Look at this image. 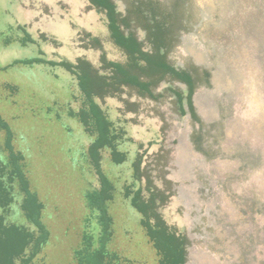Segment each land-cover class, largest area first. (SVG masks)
Segmentation results:
<instances>
[{
  "label": "rangeland",
  "instance_id": "rangeland-1",
  "mask_svg": "<svg viewBox=\"0 0 264 264\" xmlns=\"http://www.w3.org/2000/svg\"><path fill=\"white\" fill-rule=\"evenodd\" d=\"M194 1L200 23L182 36L173 58L180 65L189 57L211 73V88L199 89L193 102L206 125L224 116L213 148L220 153L207 161L193 149L188 116L179 117L168 100L159 107L143 104L137 114L124 112L116 99L97 101L126 155L120 165L106 150L101 159L113 186L106 248L117 256L115 264L158 263L139 214L124 198L126 188L139 186L132 177L139 153L157 184L162 175L171 182L162 215L190 241L186 264H264V2ZM104 22L84 0H0V117L23 157L30 190L43 204L41 222L49 234L40 255L44 264H74L83 237L98 241V214L89 200L98 180L85 158L92 138L68 115L80 103L73 79L60 67L16 61L85 57L98 66L99 52L80 48L84 32L101 38L108 58L118 60L105 41ZM3 138L0 130V158ZM240 149L247 151L241 156ZM19 205L15 196L9 220L16 225L26 223Z\"/></svg>",
  "mask_w": 264,
  "mask_h": 264
},
{
  "label": "trees",
  "instance_id": "trees-1",
  "mask_svg": "<svg viewBox=\"0 0 264 264\" xmlns=\"http://www.w3.org/2000/svg\"><path fill=\"white\" fill-rule=\"evenodd\" d=\"M84 1L87 11L94 10L103 16L105 41L119 53L120 59L108 58L102 39L84 32L80 48L98 51V66L85 57L59 62L32 58L16 63L60 67L75 83L73 96L80 101L79 108L70 110L68 115L77 119L92 138L85 158L98 180L97 190L89 200L97 211L100 231L96 243L90 237H83L82 248L74 253V264H115L117 256L106 248L112 223L106 204L112 200L113 186L102 173L101 159L106 150L110 161L120 165L126 155L118 150V136L97 101L116 99L124 112L137 114L143 104L159 107L168 100L179 117L188 116L192 127L190 143L207 161L220 153L218 148H213L214 144L218 147L222 137L224 116L217 123L203 122L193 97L199 89L211 88V73L189 57L183 58L180 65L173 58L182 36L194 33L200 23V10L194 0ZM0 130L4 132L3 158H0V264H44L40 255L49 234L41 222L43 204L30 190L22 167L23 157L14 149L12 133L1 117ZM246 151L240 149L239 154L242 156ZM158 157L162 158L160 154ZM259 159L260 155L252 161ZM142 165L139 153L132 163V177L139 186L135 190L126 188L124 198L139 214L140 225L158 257L157 264H186L190 241L184 233L168 225L162 215L173 195L171 182L162 175L157 178V184L149 165ZM15 196L19 197V207L26 220L22 225L9 220Z\"/></svg>",
  "mask_w": 264,
  "mask_h": 264
},
{
  "label": "bare ground",
  "instance_id": "bare-ground-1",
  "mask_svg": "<svg viewBox=\"0 0 264 264\" xmlns=\"http://www.w3.org/2000/svg\"><path fill=\"white\" fill-rule=\"evenodd\" d=\"M214 5H215V4H214ZM215 6H217V5H215ZM215 8L217 9V7H215ZM226 14H227V13H226ZM219 21H220V20H219ZM220 24H222V23H220ZM216 25H217V24H216ZM216 25H215V26H216ZM223 46H224V45H223ZM224 47H225V46H224ZM227 49H228V48H227ZM222 50H223V49H222ZM232 52H233V51H232ZM234 53H235V52H234ZM230 55H231V54H230ZM233 55H234V54H233ZM248 84H250V83L248 82ZM254 102H255V100H254ZM252 103H253V101H252ZM252 103H251V104H252ZM164 115H165V114H164ZM166 118H167V117H166Z\"/></svg>",
  "mask_w": 264,
  "mask_h": 264
}]
</instances>
